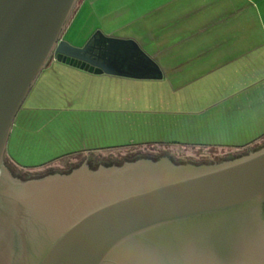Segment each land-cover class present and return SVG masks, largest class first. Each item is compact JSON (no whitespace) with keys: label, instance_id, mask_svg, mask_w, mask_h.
<instances>
[{"label":"water","instance_id":"obj_1","mask_svg":"<svg viewBox=\"0 0 264 264\" xmlns=\"http://www.w3.org/2000/svg\"><path fill=\"white\" fill-rule=\"evenodd\" d=\"M79 0H0V264H264V146L212 164L87 162L22 179L5 165L17 113L52 57L161 79L134 39H63Z\"/></svg>","mask_w":264,"mask_h":264},{"label":"crops","instance_id":"obj_2","mask_svg":"<svg viewBox=\"0 0 264 264\" xmlns=\"http://www.w3.org/2000/svg\"><path fill=\"white\" fill-rule=\"evenodd\" d=\"M130 7L145 19L125 37L163 77L49 64L13 123L6 156L17 166L149 143L240 150L264 140V0H133ZM78 31L85 36V18ZM143 44H160L158 57Z\"/></svg>","mask_w":264,"mask_h":264},{"label":"rangeland","instance_id":"obj_3","mask_svg":"<svg viewBox=\"0 0 264 264\" xmlns=\"http://www.w3.org/2000/svg\"><path fill=\"white\" fill-rule=\"evenodd\" d=\"M133 0H80L75 8V13L68 23L63 33V39L79 42V46L85 44L88 38L97 30L101 29L111 36H128L132 29L138 27V22L145 19V13L139 12L135 8L130 7ZM135 1V0H134ZM139 1V0H137ZM141 1V0H140ZM145 1V0H142ZM85 7V17L83 8ZM85 18V36L79 34V27ZM152 50V47L143 44ZM151 51L153 55L158 57L161 45L153 46ZM54 57L49 64L57 62ZM48 64V65H49ZM47 65V66H48ZM264 142V140L262 141ZM244 149H232L199 145H182L174 143H149L139 146L112 147L92 150L89 152H80L71 154L59 159L53 164L42 166L39 168H21L12 162L8 157L5 159V165L14 176L21 178H36L64 171L69 166L78 167L87 162L90 167L97 168L102 163L106 165H121L126 160H138L141 158L160 159L168 157L174 163H197L212 164L226 160L235 159L244 155ZM8 162V163H7ZM16 172L17 174L13 173Z\"/></svg>","mask_w":264,"mask_h":264},{"label":"trees","instance_id":"obj_4","mask_svg":"<svg viewBox=\"0 0 264 264\" xmlns=\"http://www.w3.org/2000/svg\"><path fill=\"white\" fill-rule=\"evenodd\" d=\"M80 1V0H79ZM79 3V2H78ZM74 13H75V11L73 12V15H74ZM73 15H72V17H73ZM71 17V18H72ZM70 22V21H69ZM264 146V142H259V143H256V144H253V145H251V146H248L247 148H244V154H247V153H249L250 151H253V150H256V149H259V148H261V147H263ZM6 157L7 156H5V159H6ZM8 163V162H7ZM13 173L14 174H17L16 172H14L13 171ZM17 176H20V175H18L17 174Z\"/></svg>","mask_w":264,"mask_h":264},{"label":"flooded vegetation","instance_id":"obj_5","mask_svg":"<svg viewBox=\"0 0 264 264\" xmlns=\"http://www.w3.org/2000/svg\"><path fill=\"white\" fill-rule=\"evenodd\" d=\"M74 168H76V167H74V166L71 165V166L68 167V169H66L64 171H57V172H60V173H68V172H71ZM48 174H50V173H48ZM22 179H28V178H22Z\"/></svg>","mask_w":264,"mask_h":264}]
</instances>
